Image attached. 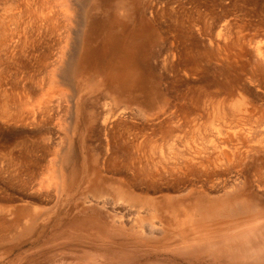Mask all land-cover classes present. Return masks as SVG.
Wrapping results in <instances>:
<instances>
[{
  "label": "rangeland",
  "instance_id": "1",
  "mask_svg": "<svg viewBox=\"0 0 264 264\" xmlns=\"http://www.w3.org/2000/svg\"><path fill=\"white\" fill-rule=\"evenodd\" d=\"M263 62L264 0H0V264H264Z\"/></svg>",
  "mask_w": 264,
  "mask_h": 264
},
{
  "label": "bare ground",
  "instance_id": "2",
  "mask_svg": "<svg viewBox=\"0 0 264 264\" xmlns=\"http://www.w3.org/2000/svg\"><path fill=\"white\" fill-rule=\"evenodd\" d=\"M161 3V2H160ZM165 3V2H164ZM163 7V6H162ZM11 16V15H10ZM14 20V19H13ZM6 30H8V29H6ZM232 43V42H231ZM111 47V46H110ZM113 47H115V46H112V48ZM8 48V47H7ZM111 49V48H110ZM115 51V50H114ZM116 52V51H115ZM115 55V54H114ZM180 55V54H179ZM262 62V61H261ZM264 63V62H263ZM192 65V64H191ZM197 66L195 65V68H196ZM190 68V67H189ZM261 67L259 66V71L260 70H263V69H260ZM197 69V68H196ZM257 69V70H258ZM256 70V69H255ZM254 70V71H255ZM187 72V71H186ZM264 72V71H263ZM260 73V72H259ZM263 75V74H262ZM264 76V75H263ZM139 89H141L140 91H142L143 93H145V98H143V97H138V98H136V101L138 102V103H140V104H147L148 102H149V100L147 99V97H146V94L147 93H149V94H151V93H153L152 95H154L155 97L157 96V95H159L160 94V92H159V90L154 86V85H150V86H144V87H140ZM208 93V91H205L204 89H202V90H198V94H197V91H196V96L193 98V99H191L189 102H185V103H173V101H170V102H172V104H170V103H167L164 107H162V108H159L157 111H155L154 113L157 115L158 113H166V112H168L169 114H171V117L172 116H175V117H177V116H179V117H181V119H183V120H185V121H189V119L190 118H188L190 115L191 116H196V115H203V113H205V112H207L206 110H208V101H206L207 100V94ZM237 100V99H236ZM4 101V100H3ZM242 101V99H240L239 101L237 100V103L236 102H233L234 104H240V103H242L241 102ZM156 103H158V102H156ZM229 103V102H228ZM227 103V104H228ZM245 103V102H244ZM231 105H232V103H231ZM238 105H234L233 107H232V110L231 109H229L230 111H233V110H235L236 112L235 113H239V115H240V113H243L242 111H245L244 109L245 108H241V107H239ZM121 106H123V105H120V107L118 106V108H117V110H115L116 111V113H120L124 108V106L123 107H121ZM228 106V105H227ZM158 107V106H157ZM221 107H223L224 109H225V107L224 106H221ZM254 107V106H253ZM9 108V107H8ZM231 108V107H230ZM136 109V108H135ZM210 112L211 113H213V114H216V115H219V118L218 119H221L220 118V116H221V114H223L222 112H223V110L220 108V105L218 104V102H216L215 104H213L212 106H210ZM10 110V109H9ZM125 110V109H124ZM129 110H131V109H129ZM229 111V112H230ZM247 111H248V108H247ZM123 112H125V111H123ZM126 112H127V110H126ZM227 112V111H226ZM225 112V113H226ZM249 112V113H248ZM248 112H244V114L246 115V114H250L251 112H250V110L248 111ZM122 113V112H121ZM235 113L233 114L234 116H235ZM213 114H211V115H213ZM227 114H228V112H227ZM243 114V115H244ZM8 115V114H7ZM210 115V116H211ZM229 115V114H228ZM237 115V114H236ZM242 115V116H243ZM4 116V115H3ZM190 116V117H191ZM214 116V115H213ZM230 116V115H229ZM242 116H240V117H242ZM215 117V116H214ZM247 117V116H246ZM3 118V117H2ZM5 118V117H4ZM250 118V117H249ZM210 119H213V118H210ZM215 119H216V117H215ZM236 119V118H235ZM245 120V119H244ZM213 121V120H212ZM214 122V121H213ZM124 124V123H123ZM118 125V124H117ZM122 125V124H121ZM177 125V124H176ZM235 127V126H234ZM195 128H198V126L197 127H194V130H196ZM126 129V128H125ZM237 130H239L238 128H236ZM235 129V130H236ZM234 130V131H235ZM197 132V131H196ZM241 132V131H240ZM233 133V132H232ZM263 134L264 133H262V136L261 137H263ZM234 135H236V137H237V133H236V131L234 132ZM261 137L259 138V142H261V141H264V139L263 140H261ZM148 139V138H147ZM146 139V140H147ZM237 140H238V138H237ZM261 140V141H260ZM258 142V143H259ZM149 143V142H148ZM257 143V144H258ZM236 144V143H235ZM150 145H152V144H150ZM259 145V144H258ZM154 146V145H153ZM153 146H152V148H153ZM212 146H213V144H212ZM218 147L217 145H214V147ZM262 146H263V148H264V144H262ZM215 147V148H216ZM213 148V147H212ZM214 148V149H215ZM218 148H220V147H218ZM259 148H261V147H259ZM233 149H234V147H233ZM237 149V148H236ZM239 149V148H238ZM205 150V149H204ZM230 150V149H229ZM209 151V150H208ZM220 150L218 149V152H219ZM231 151H232V148H231ZM236 151H238V150H236ZM235 151V152H236ZM264 151V150H263ZM239 152V151H238ZM205 153V152H204ZM206 153H207V148H206ZM214 153H216V152H214ZM219 153H221V152H219ZM192 154H194V153H192ZM191 154V155H192ZM207 155V154H206ZM214 155V154H213ZM186 156V155H185ZM185 156H184V158H185ZM199 156H202V155H199ZM233 156V155H232ZM66 157V156H65ZM192 157H193V155H192ZM213 157H215V159H216V156H213ZM212 157V158H213ZM221 157H223L222 156V154H221ZM234 157V156H233ZM238 157V156H237ZM195 158V157H194ZM214 159V160H215ZM219 158H217V160H218ZM231 159V158H230ZM238 159V158H237ZM67 160V159H66ZM164 160H166V159H164ZM220 160L221 159H219V162H220ZM233 160V159H232ZM161 161V160H160ZM168 161H170V160H168ZM168 161H166V162H168ZM172 161V160H171ZM170 161V162H171ZM229 161V160H228ZM235 161H236V159H235ZM165 162V161H164ZM174 162V161H173ZM172 162V163H173ZM180 162V161H179ZM178 162V163H179ZM216 162V161H215ZM224 163V162H223ZM233 163H234V160H233ZM168 164H170V163H168ZM174 164H175V162H174ZM182 164V163H181ZM226 164V163H225ZM176 165V164H175ZM216 165V164H215ZM177 166V165H176ZM208 166V165H207ZM232 166V165H231ZM218 167V166H217ZM210 168V167H209ZM167 170V169H166ZM168 171H170V170H168ZM215 173V172H214ZM263 175V174H262ZM258 178V177H257ZM237 205V204H236ZM236 205H232V204H228V205H226L225 207H223V208H225V213H224V215L226 214L228 217H230V216H232V215H235L238 211V209H237V207H236ZM251 205V204H250ZM254 205V204H253ZM213 207V206H212ZM210 208V210H212V211H219V209H218V207H213V208ZM205 210V209H204ZM207 210V209H206ZM206 210L205 211H203L201 214H203V213H206ZM240 210V209H239ZM215 212V213H216ZM243 212V211H242ZM240 213V212H239ZM219 214V213H218ZM238 214V213H237ZM217 215V214H216ZM223 215V214H222ZM219 216H220V214H219ZM225 217V216H224ZM240 218V217H239ZM220 219V218H219ZM232 219V218H231ZM229 220V219H228ZM238 220V219H237ZM245 220V219H244ZM249 220V219H248ZM214 221V220H213ZM230 221V220H229ZM231 222H233L232 220H231ZM152 224V223H151ZM156 225V224H155ZM136 226V225H135ZM155 226H154V224H153V228H154ZM157 227V226H156ZM146 229V228H145ZM231 229V228H230ZM251 232V231H250ZM249 236V235H248ZM151 237V236H150ZM218 241V240H217ZM182 242V241H181ZM213 245H210V247H212ZM211 252H213L212 250H211ZM236 254H237V252L236 253H234L233 254V256L235 257L236 256ZM254 254H256V256L254 255ZM185 255V254H184ZM242 255H244V256H249L250 255V257H252V258H257V257H259V251L257 250H255V252L253 251H251V249H250V251L249 250H244L243 251V253H242ZM253 255V256H252ZM247 258V257H246ZM252 258H250V259H252Z\"/></svg>",
  "mask_w": 264,
  "mask_h": 264
}]
</instances>
